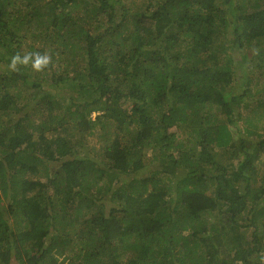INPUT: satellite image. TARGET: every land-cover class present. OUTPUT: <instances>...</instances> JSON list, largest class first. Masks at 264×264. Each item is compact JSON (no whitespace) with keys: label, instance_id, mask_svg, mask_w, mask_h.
<instances>
[{"label":"trees","instance_id":"16d2710c","mask_svg":"<svg viewBox=\"0 0 264 264\" xmlns=\"http://www.w3.org/2000/svg\"><path fill=\"white\" fill-rule=\"evenodd\" d=\"M139 1L0 0V264H264V0Z\"/></svg>","mask_w":264,"mask_h":264},{"label":"clouds","instance_id":"9594fccd","mask_svg":"<svg viewBox=\"0 0 264 264\" xmlns=\"http://www.w3.org/2000/svg\"><path fill=\"white\" fill-rule=\"evenodd\" d=\"M53 64L52 56L49 52H28L14 53L8 63L9 70L19 72L22 67H30L34 72L42 73Z\"/></svg>","mask_w":264,"mask_h":264},{"label":"rangeland","instance_id":"374dc122","mask_svg":"<svg viewBox=\"0 0 264 264\" xmlns=\"http://www.w3.org/2000/svg\"><path fill=\"white\" fill-rule=\"evenodd\" d=\"M137 3H140V5H141V2L139 1V0H135ZM246 1H247V4H248V2H249V0H243L242 2L243 3H246ZM239 3V0H233V5H235V4H238ZM142 8V6H140V9ZM220 8L221 9H227V10H229V8H228V6H226V5H222L221 4V6H220ZM227 15H229V14H226L225 16H227ZM229 17H232L231 15H229ZM13 27V26H12ZM233 52L231 51V54H232ZM247 65H250V64H247ZM1 69H8L9 67H8V64H7V62H2L1 63ZM240 73H243V72H240ZM245 74V73H244ZM248 74H249V72L247 73V74H245V75H247L248 76ZM241 76V75H240ZM252 77L254 78V80H253V83L255 84V83H257V84H260V85H258V88L259 89H261L262 90V92H260V96H257L256 97V99H254V100H260V99H264V76H260V78L259 79H257V77H258V75H257V73H254L253 75H252ZM241 78L243 79V77L241 76ZM245 80V79H244ZM238 89V88H237ZM263 111H264V109H262ZM247 110H243V113L246 115V112ZM95 117H96V115H93V118L95 119ZM236 127L238 126V123H235L234 124ZM232 128H234V126H232ZM109 131L110 132H112V129H109ZM100 138V131L99 130H96V134L95 135H93V136H91V138H89V142H90V144H91V146L89 147V152H88V154H89V157H91L92 159H95L96 160V157H97V154L95 153V151L94 150H92V149H94V147L93 146H96V143H97V141H98V139ZM12 264H15V262L13 261L12 262Z\"/></svg>","mask_w":264,"mask_h":264}]
</instances>
